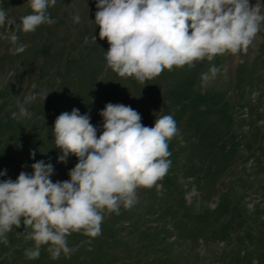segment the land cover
<instances>
[{"label": "rangeland", "instance_id": "374dc122", "mask_svg": "<svg viewBox=\"0 0 264 264\" xmlns=\"http://www.w3.org/2000/svg\"><path fill=\"white\" fill-rule=\"evenodd\" d=\"M0 8L16 24L31 11L27 0H0ZM96 11V0H56L48 9L55 23L17 32L27 45L19 54L0 28V180L31 173L40 160L54 166L53 182L68 180L78 160L58 162L57 116L77 108L99 136L107 103L131 106L148 127L161 115L174 117L170 168L153 187L137 189L132 208L105 213L91 244L82 233L67 237L69 247L79 246L70 258L53 260L42 246L38 259H27L33 242L20 234L22 224L7 245L0 242V264H264V29L246 53L166 69L142 85L107 67ZM41 89L47 98L26 105L32 116L20 118L18 105Z\"/></svg>", "mask_w": 264, "mask_h": 264}, {"label": "clouds", "instance_id": "9594fccd", "mask_svg": "<svg viewBox=\"0 0 264 264\" xmlns=\"http://www.w3.org/2000/svg\"><path fill=\"white\" fill-rule=\"evenodd\" d=\"M27 4L31 11L19 24L0 8L2 38L14 45V54L27 47L19 43L18 31L31 33L55 23L48 9L56 0ZM96 8L99 38L109 44L104 54L107 67L142 85L166 69L194 67L225 53H246L264 29L261 0L255 5L250 0H96ZM72 19L78 24L81 17L77 12ZM218 71L215 66L210 69L213 76ZM202 79L207 81L208 73ZM49 93L41 89L27 95L18 105L20 118H31L26 105L37 99L44 102ZM99 115L103 118L99 136L90 115L77 108L61 113L54 122L58 162L66 163L70 155L78 160L68 180L53 182L54 166L43 160L31 165V173L21 171L15 180H0V242L7 245L8 234L23 224L20 234L33 242L25 250L27 259H38L42 246L53 260L62 254L70 258L79 246L69 247L67 237L82 233L89 238L82 243L91 244L101 235L105 213L119 215L121 207L132 208L137 189L151 188L167 174L168 142L179 131L172 115L157 117L153 127L143 125L140 113L122 103H107ZM4 175L6 170L0 172Z\"/></svg>", "mask_w": 264, "mask_h": 264}]
</instances>
